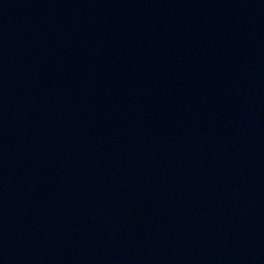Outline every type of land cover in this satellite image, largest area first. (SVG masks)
<instances>
[{
	"label": "water",
	"instance_id": "1",
	"mask_svg": "<svg viewBox=\"0 0 264 264\" xmlns=\"http://www.w3.org/2000/svg\"><path fill=\"white\" fill-rule=\"evenodd\" d=\"M0 264H264V0H0Z\"/></svg>",
	"mask_w": 264,
	"mask_h": 264
}]
</instances>
